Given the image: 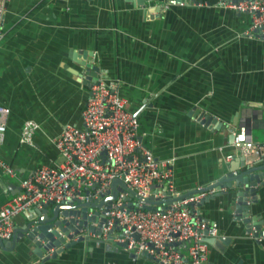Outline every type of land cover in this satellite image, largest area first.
Wrapping results in <instances>:
<instances>
[{
  "label": "crops",
  "instance_id": "0c3cea01",
  "mask_svg": "<svg viewBox=\"0 0 264 264\" xmlns=\"http://www.w3.org/2000/svg\"><path fill=\"white\" fill-rule=\"evenodd\" d=\"M140 1L5 0L0 104L9 113L0 159L14 173L0 166V205L18 192L20 179L31 170L60 162L50 137L65 123H81L80 110L96 77L125 98L136 117L137 136L153 156L172 160L171 180L179 193L205 187L236 165L249 149L230 143L229 134L240 125L250 128V142L264 136L253 132L264 131V40L244 34L249 14L221 0ZM81 49L91 51L88 62L97 68L91 83L70 57ZM200 111L224 126L200 122ZM27 118L37 127L30 143L19 142ZM221 190H207L208 199L200 198L192 208L216 223L214 236L227 237L208 241L203 264H264V184L250 203V211L261 218L258 237L244 233L232 212L234 187ZM21 216H13V227ZM92 231L81 230L85 238L47 257L51 249L38 255L19 239L0 247V264H159ZM184 242L179 247L185 254Z\"/></svg>",
  "mask_w": 264,
  "mask_h": 264
},
{
  "label": "built area",
  "instance_id": "2783aa9c",
  "mask_svg": "<svg viewBox=\"0 0 264 264\" xmlns=\"http://www.w3.org/2000/svg\"><path fill=\"white\" fill-rule=\"evenodd\" d=\"M220 3L248 13L250 23L244 34L264 40V0H221ZM4 10L5 0H0V32ZM8 113L9 107L0 104V142ZM80 122L79 125L65 123L50 137L61 156L60 162L31 170L20 179L18 192L0 205V238L10 237L13 216L29 207L71 198L96 200L107 194L113 178H119L125 186L116 190L99 231L92 234L119 243L132 253L151 255L159 264H203L209 238L217 234L216 223L201 218L192 208L212 188L198 187L196 194L167 204L149 202L147 198L157 200L179 193L171 180L172 160L153 156L137 136L136 117L127 109L125 98L101 78L96 77L89 87L80 110ZM36 127L33 119H24L18 141L30 143ZM246 129V125H240L230 141L241 151L249 147L244 145L249 141ZM229 157L227 154L226 158ZM0 166L7 174L14 173L1 159ZM119 185L116 183L114 187ZM151 204L150 208L144 207ZM92 211L88 207L86 215ZM93 223L94 220L90 221ZM183 241L185 254L179 247Z\"/></svg>",
  "mask_w": 264,
  "mask_h": 264
},
{
  "label": "water",
  "instance_id": "95a60500",
  "mask_svg": "<svg viewBox=\"0 0 264 264\" xmlns=\"http://www.w3.org/2000/svg\"><path fill=\"white\" fill-rule=\"evenodd\" d=\"M141 5L142 1L136 0ZM172 1V0H170ZM156 9V8H155ZM91 51L81 49L72 50L70 57L78 60L83 80L92 81L96 75L97 68L92 63H89ZM82 57V58H80ZM84 57V58H83ZM77 72V71H76ZM198 110H194L195 114ZM197 119L214 127L224 126V124L216 120L214 117L206 112H199ZM250 128L247 127L246 133H250ZM233 137V133L229 134V140ZM244 145L249 146L247 152L239 154L236 165L227 167V171L219 175L217 179L209 183L202 189L215 188L218 192H222V187H234L232 194V212L234 216L239 219L243 225V231L253 237L261 235L263 229L260 228L261 218L257 214L250 211V203L256 201V191L259 185L264 184V140H256L254 142H245ZM240 167L236 170L237 167ZM116 183L120 185L114 187ZM125 185L119 178H113L109 183L107 194L96 200H79L68 199L66 201L48 203L43 202L39 205H33L21 212V222L13 227L12 234L9 238H0V247L13 246L19 239L25 241L30 249L38 255L51 249L47 256H54L57 252L69 247L76 241H80L86 237L81 233V230L99 231L108 203L116 194V190ZM198 188L188 189L180 192L174 196H166L162 199L147 198L151 203L167 204L171 200H178L182 197L196 194ZM133 192V191H132ZM217 193H212L213 195ZM211 194L212 197L213 195ZM208 195V194H207ZM203 196L199 201L208 199V196ZM50 204L49 210L47 205ZM153 205H144L150 208ZM88 207H92L91 214L86 215ZM95 221V225L90 224V221ZM74 236V237H73ZM212 238V239H211ZM227 237L215 235L210 237L209 241L212 243H219L225 241ZM208 240V239H207ZM119 244V243H118ZM120 245V244H119Z\"/></svg>",
  "mask_w": 264,
  "mask_h": 264
},
{
  "label": "rangeland",
  "instance_id": "374dc122",
  "mask_svg": "<svg viewBox=\"0 0 264 264\" xmlns=\"http://www.w3.org/2000/svg\"><path fill=\"white\" fill-rule=\"evenodd\" d=\"M260 129H261V128H260ZM260 129L258 130V129H255V128H254V129H253V132H254L255 134H257L258 136L264 134V131H263L262 129H261V130H260ZM263 138H264V136H263V137H260V139H256V140H260V141H261V140H264ZM256 140H254V141H256ZM115 232H116V231H115Z\"/></svg>",
  "mask_w": 264,
  "mask_h": 264
}]
</instances>
